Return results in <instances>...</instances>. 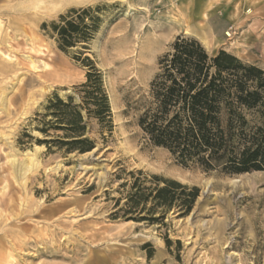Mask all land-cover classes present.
I'll list each match as a JSON object with an SVG mask.
<instances>
[{"label":"rangeland","instance_id":"1","mask_svg":"<svg viewBox=\"0 0 264 264\" xmlns=\"http://www.w3.org/2000/svg\"><path fill=\"white\" fill-rule=\"evenodd\" d=\"M35 1L0 0V264H264V171L183 167L144 138L129 107L180 36L264 70V0H90L42 19ZM97 7L100 27L84 47L61 52L42 30L71 9ZM85 56L101 73L111 131L83 112L94 149L48 148L38 142L63 135L41 132L48 102H81ZM12 153L34 163L20 180ZM137 171L197 187L193 215L171 212L161 228L113 219L120 186Z\"/></svg>","mask_w":264,"mask_h":264},{"label":"trees","instance_id":"2","mask_svg":"<svg viewBox=\"0 0 264 264\" xmlns=\"http://www.w3.org/2000/svg\"><path fill=\"white\" fill-rule=\"evenodd\" d=\"M100 8L71 9L57 22L43 24L61 52L88 44L100 27L94 13ZM85 83L81 102L54 97L46 115L52 119L41 129L63 135L39 141L66 153L91 152L95 143L86 137L87 119L111 131V112L100 71L85 56ZM137 114V126L153 146L163 148L183 167L228 176L264 171V70L243 63L219 50L209 55L201 43L180 36L158 60V72L147 92L129 106ZM120 186L124 197L114 202L113 219L166 227L171 212L178 218L190 214L199 196L197 187L173 179L128 173ZM122 202V204H121ZM166 247L171 241L164 237Z\"/></svg>","mask_w":264,"mask_h":264},{"label":"bare ground","instance_id":"3","mask_svg":"<svg viewBox=\"0 0 264 264\" xmlns=\"http://www.w3.org/2000/svg\"><path fill=\"white\" fill-rule=\"evenodd\" d=\"M89 1L90 0H36L35 3L33 2L32 7L34 8L35 6H43V7H41L44 9L43 12L41 14H38L39 19H42L45 17H51V16L61 12L62 10H64V8H66V7L82 6L86 3H88ZM189 9H191L190 6L187 8V11H190ZM199 13H202V12L200 11ZM203 14H204V12H203ZM204 28H205V26H204ZM200 29H203V28H200ZM202 33H203V35H201L199 38L203 44L207 45L209 43L208 37H207L208 34L206 35L203 31H202ZM225 35L228 36V34H225ZM0 102H2V101H0ZM11 156H12V160L10 161V164H11L12 172H13L15 178L20 180V179L24 178V176L34 167V163L32 161V158L19 157L16 155V153H12ZM209 183L207 182L205 184L204 191L209 188V185H210Z\"/></svg>","mask_w":264,"mask_h":264},{"label":"water","instance_id":"4","mask_svg":"<svg viewBox=\"0 0 264 264\" xmlns=\"http://www.w3.org/2000/svg\"><path fill=\"white\" fill-rule=\"evenodd\" d=\"M193 213H194L193 211L190 213V217L193 215Z\"/></svg>","mask_w":264,"mask_h":264}]
</instances>
